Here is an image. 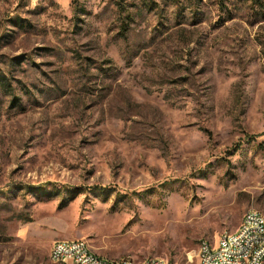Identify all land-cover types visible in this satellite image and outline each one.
Returning <instances> with one entry per match:
<instances>
[{
	"label": "rangeland",
	"instance_id": "374dc122",
	"mask_svg": "<svg viewBox=\"0 0 264 264\" xmlns=\"http://www.w3.org/2000/svg\"><path fill=\"white\" fill-rule=\"evenodd\" d=\"M264 213V0H0V264H198Z\"/></svg>",
	"mask_w": 264,
	"mask_h": 264
},
{
	"label": "built area",
	"instance_id": "2783aa9c",
	"mask_svg": "<svg viewBox=\"0 0 264 264\" xmlns=\"http://www.w3.org/2000/svg\"><path fill=\"white\" fill-rule=\"evenodd\" d=\"M88 244L84 238H61L53 243L50 255L58 259L69 260V264H105L99 258L88 253ZM264 252V215L258 211L247 210L234 230L226 229L223 242L204 238L199 245L198 255L202 263L198 264H261ZM118 264H149L148 257L138 262L130 255L118 258ZM157 264H169L166 259Z\"/></svg>",
	"mask_w": 264,
	"mask_h": 264
},
{
	"label": "bare ground",
	"instance_id": "6f19581e",
	"mask_svg": "<svg viewBox=\"0 0 264 264\" xmlns=\"http://www.w3.org/2000/svg\"><path fill=\"white\" fill-rule=\"evenodd\" d=\"M252 211H258L261 215H264V213H262L259 210L252 209ZM224 237H226V230L221 234L218 242H223ZM200 242H201L200 245H204V239H202ZM88 253L91 254V256H94V258L101 259L102 261H104L105 264H118V258L112 259V258L103 256V255H100L98 252H96L91 247L90 244H88ZM50 257L55 262H60L62 264H69V260L58 259L57 256H51V255H50ZM164 259L165 258H162V257H148V262H149V264H157V263H160L161 261H164ZM199 263H202V255H199ZM261 264H264V252L262 254V263Z\"/></svg>",
	"mask_w": 264,
	"mask_h": 264
},
{
	"label": "crops",
	"instance_id": "0c3cea01",
	"mask_svg": "<svg viewBox=\"0 0 264 264\" xmlns=\"http://www.w3.org/2000/svg\"><path fill=\"white\" fill-rule=\"evenodd\" d=\"M239 226H240V224H239ZM239 226H238V227H239ZM216 242H217V241H216Z\"/></svg>",
	"mask_w": 264,
	"mask_h": 264
}]
</instances>
